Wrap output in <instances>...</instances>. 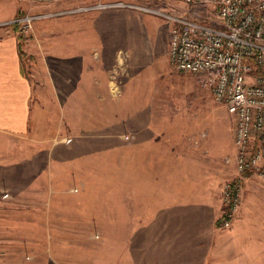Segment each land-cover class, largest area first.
<instances>
[{
	"label": "crops",
	"instance_id": "crops-1",
	"mask_svg": "<svg viewBox=\"0 0 264 264\" xmlns=\"http://www.w3.org/2000/svg\"><path fill=\"white\" fill-rule=\"evenodd\" d=\"M27 2L0 0V21L27 11ZM174 3L168 8L183 10ZM126 15L134 16L77 13L70 24L57 19L22 37L0 26V242L14 234L17 196L75 225L119 227L115 240L130 243L133 264H254L234 241L251 236L248 202L221 227L222 177L178 153L156 105L137 104L152 97L148 76H121L122 53L142 57L145 49L141 22L127 27Z\"/></svg>",
	"mask_w": 264,
	"mask_h": 264
},
{
	"label": "rangeland",
	"instance_id": "rangeland-1",
	"mask_svg": "<svg viewBox=\"0 0 264 264\" xmlns=\"http://www.w3.org/2000/svg\"><path fill=\"white\" fill-rule=\"evenodd\" d=\"M23 1H28L27 11H20L9 21H0L7 22L3 25H13L21 37L31 34L37 25H47L48 22H55L57 19L63 20L61 23L63 25L70 24V17L76 16L77 13H95L104 10L109 12L119 9L131 11L134 16H124L121 23L128 27L132 19L141 22L137 26L142 25L143 29L138 36L145 49L142 57L133 58L127 55V51L123 52V66L118 69V65H112V74L114 75L116 72L114 69L117 68L121 76L133 72L148 76L143 79V88L147 89L148 95L151 94L152 97L148 99L139 97L137 104H147L148 100L158 107L160 129L168 128L164 130H168L167 134L177 142L175 148L178 153H182L184 157L188 156L193 164H200V169H203L205 163L209 173H217L222 177V186L224 182L235 177L234 118L224 105L215 100L211 88L204 85L200 75L181 71L172 66L168 55L170 20L163 15L145 12L140 8L113 6L64 12L76 7L69 4L65 6L71 0L46 4ZM123 1L135 2V0ZM62 2L64 5L58 7L57 5ZM100 2L105 1L97 0L80 5H96ZM136 2L149 3L151 6L158 4L149 0H136ZM160 2L166 8L175 4L168 0ZM58 11L60 13L57 14ZM26 13L45 15L34 19L33 28L25 32L21 29L20 23L14 20ZM109 24L114 25L113 22ZM127 38L128 34H124L121 41L125 42ZM166 123L170 125L166 126ZM247 202L249 205L246 211H251V219L245 229L252 230L249 233L251 236L246 241L245 235L234 241L238 247L244 243L247 251L253 253L248 261L264 264V236L262 237L264 176L251 174L244 180L241 204L230 225L233 224L243 203ZM9 212L15 218V225L9 233L14 234L9 236L8 242H0V264H133L132 260L130 262L126 259L127 246L130 243L115 240L119 227H111V230H108L102 226L75 225L69 218L70 215L68 218H59L54 211H47L43 203L18 199L17 196L14 200V209ZM106 233L111 234L110 240L104 239ZM238 257L236 259L239 260Z\"/></svg>",
	"mask_w": 264,
	"mask_h": 264
},
{
	"label": "built area",
	"instance_id": "built-area-1",
	"mask_svg": "<svg viewBox=\"0 0 264 264\" xmlns=\"http://www.w3.org/2000/svg\"><path fill=\"white\" fill-rule=\"evenodd\" d=\"M29 1L46 4L59 0ZM149 1L158 4L117 0L64 12L121 6L170 20L172 66L200 75L215 100L234 118L236 175L222 186L225 208L219 218L220 226L227 227L241 204L244 180L251 174L264 176V0H168L182 3L183 10L162 6L163 0ZM44 15L26 13L14 21L28 32L33 20Z\"/></svg>",
	"mask_w": 264,
	"mask_h": 264
},
{
	"label": "trees",
	"instance_id": "trees-1",
	"mask_svg": "<svg viewBox=\"0 0 264 264\" xmlns=\"http://www.w3.org/2000/svg\"><path fill=\"white\" fill-rule=\"evenodd\" d=\"M20 53L23 54L21 47H20ZM218 224H220V219H218Z\"/></svg>",
	"mask_w": 264,
	"mask_h": 264
}]
</instances>
